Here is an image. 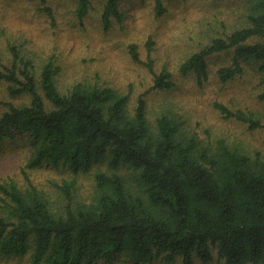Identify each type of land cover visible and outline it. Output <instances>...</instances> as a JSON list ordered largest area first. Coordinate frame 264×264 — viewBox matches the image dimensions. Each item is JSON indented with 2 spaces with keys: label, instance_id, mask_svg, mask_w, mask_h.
Instances as JSON below:
<instances>
[{
  "label": "trees",
  "instance_id": "trees-1",
  "mask_svg": "<svg viewBox=\"0 0 264 264\" xmlns=\"http://www.w3.org/2000/svg\"><path fill=\"white\" fill-rule=\"evenodd\" d=\"M42 10L54 22L46 0ZM119 0H105L101 21L121 20ZM84 16L90 0H75ZM154 14L166 12L163 0H154ZM247 25L225 36H212L178 66L194 72L198 82L208 77V59L231 50L232 63L216 70L219 81L233 80L243 64H253L264 82V0H250ZM256 38L255 40H252ZM153 41L143 60L135 43L131 59L152 74V89L168 91L175 84L171 71H156L151 57ZM12 60L0 65V81L13 103L0 100V140L11 131L27 133L30 152L26 167L42 163L67 165L87 172L105 161L108 170L93 173L94 193L73 201L66 181L65 206L51 207L45 193L33 185L21 188L14 180H0V254L30 257L31 264H97L118 254L150 263H204L213 250L223 264H264V152L246 150L217 139L203 141L182 127L168 106L154 121L146 99L131 102V92L104 83L78 81L61 90L56 81L60 67L48 59L39 67L8 46ZM264 100V92L259 95ZM233 115L248 128L264 126L255 111ZM225 115V116H226ZM120 167L129 172L123 174Z\"/></svg>",
  "mask_w": 264,
  "mask_h": 264
},
{
  "label": "rangeland",
  "instance_id": "rangeland-1",
  "mask_svg": "<svg viewBox=\"0 0 264 264\" xmlns=\"http://www.w3.org/2000/svg\"><path fill=\"white\" fill-rule=\"evenodd\" d=\"M104 2L90 0L87 13L79 17L75 0H46L55 16L51 23L40 10V0H0L1 64L11 63L8 46L14 44L21 54L33 60L38 72L43 62L53 59L60 67L55 78L61 90L78 81L111 85L130 91L132 104L143 96L152 121L165 105L177 115L186 131L195 132L203 141L215 143L222 139L236 147L264 152V126L250 129L215 106L221 103L233 113L258 112L264 125V100L259 98L264 92V82L253 64L241 60L243 72L225 83L219 81L216 70L232 63L231 50L209 57L208 77L201 84L194 72L183 75L178 71L179 64L212 36H225L247 25L245 15L250 0H163L166 12L161 16L154 14V0H119L121 20L112 18L109 28L101 21ZM148 40L153 41L149 52L155 70L166 66L172 73L175 84L168 91L152 89L148 68L129 55L128 45L135 43L144 60ZM0 69H3L1 65ZM0 100L18 103L27 101L28 96L9 97L5 83L0 81ZM11 134L0 140V180H14L21 188L35 186L45 193L55 209L65 206L62 186L66 181L71 182L73 201H85L94 193V171L108 170L105 161L94 164L87 172L77 173L62 163L26 167L30 152L28 134L18 131ZM119 171L129 172L125 167ZM0 264L31 262L28 254H0ZM97 264H180V259L173 263L160 259L142 263L113 254L111 259H101ZM196 264H223V260L213 250L211 261L204 263L197 259Z\"/></svg>",
  "mask_w": 264,
  "mask_h": 264
}]
</instances>
